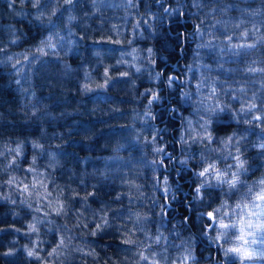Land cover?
<instances>
[{
	"label": "trees",
	"instance_id": "16d2710c",
	"mask_svg": "<svg viewBox=\"0 0 264 264\" xmlns=\"http://www.w3.org/2000/svg\"><path fill=\"white\" fill-rule=\"evenodd\" d=\"M100 1L104 3L83 0L78 4L79 1L74 0L72 5H68L64 0H42L45 6L37 9L33 7L34 0H0V46L8 44L10 51L22 52L29 47L35 49L41 39L52 36L58 53L44 56L43 64L39 60L34 65L25 62L24 72L20 76L13 72L10 65L0 64V113H4L0 118V139L15 135L21 139L31 137L42 144H51V151L59 162L55 168L57 182L62 185L72 183L83 193L81 172L119 166L115 160H105V157L131 153L140 159L141 150H133L127 139L121 138L128 137V132H120V129H128L132 124L137 128L154 125L159 133L157 142L164 145L168 155L178 158L182 154V145L174 133L182 124L183 116L185 118V114L191 112L192 115L203 113L197 107V98L194 100L196 92L189 101L182 96V91L191 84L190 78H203L209 84L197 93L201 99L208 95L213 83L221 90L218 99L225 103L231 101V109L217 113L209 131L221 148L218 157L226 156L233 150V143L244 138L240 149L243 158L248 161V171L242 174L241 179L246 186L235 194L229 193L226 185L224 191L219 188L207 190L204 194L206 202L197 206L192 202L193 188L190 187L196 180L193 172L198 169L197 163L191 160L185 168L178 159L169 163L168 155L162 153L161 159L166 166H158L157 177L163 181V177L168 176L171 188L168 195L171 197L174 194L175 199L170 200L165 222L149 224V228L155 234L157 227H160L168 237L165 243L171 245L168 249L170 253L177 248L182 249L183 254L190 251L192 258L188 264H215L214 252L218 246L209 237H213L217 231L206 227L211 221L202 213L219 207L222 201L227 200L229 207L226 209L232 210L231 221H234L250 210L243 205H251L255 194L260 191L258 182L264 177V150L257 147L264 141V123L253 121L244 124L242 121L250 119L253 113L245 115L238 111L241 102L250 100L253 94L257 98L258 108L260 100L264 98V72L258 71L264 69V41L260 39L264 37V0H202V7H194L193 0H132L131 7L122 5L118 0H113L112 5L105 2L109 0ZM165 8L172 11L165 13ZM53 9L56 11L53 12ZM37 16H40L39 20ZM69 16L74 19L69 20ZM245 32L248 35H242ZM229 36L232 45L254 47H225L228 44L226 37ZM14 37H19V40L12 44L10 40ZM117 40L121 43L110 42ZM129 40L133 43L129 44ZM126 41L127 51L137 49L134 54L144 52L146 57V49L151 48L154 63L146 60L141 63L135 61V64L117 63ZM208 41H212V48L197 47ZM136 68L142 71L138 73ZM250 68L257 71H249ZM105 69L112 77L107 85L104 84ZM122 72L129 75L122 77ZM157 72L162 73L161 78H154ZM171 74H176L179 81L169 87L167 78ZM84 84L92 91H85ZM154 87L162 98L163 107L161 102H155L151 109L155 119L145 118L142 122L134 117L144 113L149 95L145 89ZM189 87L193 88V83ZM23 89L28 91L24 92ZM240 90H244L245 94H241ZM28 101H31V105L25 109L29 113L25 116L19 109ZM173 108L176 110L172 111ZM9 121L16 127L13 128ZM113 128L117 129L115 135L111 133ZM228 137L235 139L226 148L222 141ZM117 139L122 145L118 151ZM23 150L30 157L33 153L31 143ZM192 151L199 155L197 145H192ZM43 159L47 160L48 157ZM90 160L96 163H90ZM0 162L2 166L5 163L2 157ZM26 162L30 164V158ZM223 162L224 159L217 160L218 167L223 168ZM144 171L149 173L150 169L146 167ZM16 174L22 179L25 176L34 179V174L26 168ZM0 177L6 180L8 173L0 172ZM85 183H89L87 178ZM102 184L103 187L98 184L91 189L95 195L89 197V203L96 208L100 207L102 200L114 199L116 193L122 191L112 177L103 180ZM247 185L253 186L250 195L247 194ZM49 186L51 188V184ZM12 189H17V185H0V194L6 197L0 198V264H28L26 254L14 241L26 242L22 232L16 229L27 226L25 221L31 218L33 211L28 204L19 203L24 199L21 190ZM28 195L25 193V196ZM156 195L163 204V189L157 191ZM78 201L79 198L76 207L79 206ZM29 202L35 207V201L30 197ZM124 202L127 203V198ZM237 204L241 205L240 209H236ZM14 212L19 215H14ZM234 234V229H231L228 242L238 241ZM49 239L56 243L59 237L53 239L50 236ZM256 241L249 250L258 253L261 250L258 237ZM98 243L109 247L113 244L111 240H98ZM115 244L120 245V241L116 240ZM11 248L17 251L12 255H3ZM96 250L104 255L103 249L97 247ZM110 254L116 259L114 252ZM218 264L224 262L220 260ZM235 264H241L239 257L235 258ZM246 264H264V258L255 256Z\"/></svg>",
	"mask_w": 264,
	"mask_h": 264
},
{
	"label": "clouds",
	"instance_id": "9594fccd",
	"mask_svg": "<svg viewBox=\"0 0 264 264\" xmlns=\"http://www.w3.org/2000/svg\"><path fill=\"white\" fill-rule=\"evenodd\" d=\"M18 40L19 37H14L10 40V43L15 44ZM49 55H58V53L54 49L49 50L47 55H41L37 52V47L35 49L29 47L22 52H12L9 50L8 44L0 46V61L4 62L0 64L6 63L10 65L17 76H20L24 72L25 62L28 65H34L39 60L43 64L45 62L42 58ZM32 56H35L36 59H25V57ZM145 59L149 63H154L155 57L149 54ZM17 61H19L18 64ZM117 63H124V61L120 59L117 60ZM29 71H31V68ZM151 91L157 93L155 87ZM220 95L221 90L218 89L217 96ZM256 100L257 98L253 94L250 100L241 102L238 111L242 107H246L249 103H256ZM158 101L161 102L163 107L162 98ZM220 101L224 102L223 100ZM227 104L228 110L231 109V101L227 102ZM30 105L31 101L26 102L19 111L24 112L25 116H28L29 113L25 109H29ZM152 105H149L147 102L143 115L134 118L140 119L142 122L145 121V118H152L154 120L155 117H153L151 110ZM259 108L262 110L253 111L251 118L244 119L242 122L244 124H251L254 117L264 115V105L260 104ZM171 110L175 111L176 109L173 108ZM148 112L151 113V116L145 115ZM3 116L4 113H0V118H3ZM195 116L197 117L196 124L202 122L204 119H208V115L204 112L203 114L196 112ZM188 121L193 123L191 119ZM9 124L13 128L16 127V124L11 121H9ZM124 131L128 132V137L121 138L127 139L129 147L133 150L137 148L141 150L140 159L138 160L131 153L127 156L120 154L105 157V160H115L119 166L116 168H93L91 171L85 169V171L80 173V183L85 189L83 193L78 191L72 183L62 185L57 182L55 168L59 162L55 159V153L51 151V144H42L38 140L31 139V137L21 139L15 135L0 139V157L5 162L0 167V172L8 173L6 180L0 177V185L6 184L11 186L8 181L12 179L16 182V185L27 184L30 187V194L27 193L29 194L28 196H25V193L21 192V196L24 199L19 201V203L23 201V204L31 205L30 208L33 211V215L29 220L25 221L26 228L16 229L17 232H22L26 238V242L20 245V248L26 254L25 259L28 264H32L33 261L35 264H73V262L75 264H146L141 259V252L153 261V264H183V258L185 256L183 250L177 248L174 253H170L168 249L171 245H166L165 243L168 237L160 230V227H157L155 234L149 228V224L155 223L160 225L162 222H165L164 216L160 214L161 204L156 193L166 185L169 186V179L167 182H164L157 177L158 166H162L159 163L162 153L156 151V149L163 148L165 152L167 150L163 144L153 139L154 136H158L159 134L154 125H147V128L144 126L137 128L132 124L128 129H120V132ZM160 131H167V129H160ZM183 131L184 129H182ZM219 131H223V129ZM111 133L115 135L117 129H111ZM88 139H91V137H88ZM185 140H188L187 135L185 136ZM243 141L244 138L241 137L239 141L234 142L233 150L230 152L233 155L238 153L241 159L247 164L248 161L243 158V153L240 149V144ZM29 142L33 149L30 157L27 156L24 150L22 154L18 156L14 155L18 144H23L24 148ZM34 144L40 145L41 147H33ZM193 144L199 147V155L193 153ZM59 146V144L56 145L57 148ZM121 146L120 140L117 139V151ZM10 149L12 150L11 152L9 151ZM181 152L182 154L178 158L174 157L173 160L178 159L179 163L183 160H195L198 165V169L193 172L196 180L190 187L193 188V194L191 195L192 202L200 206L201 198L203 203H205L207 197L203 192L197 193L196 191L197 186L202 182L196 173L205 166L209 159L218 157V154L221 153V148L217 146L215 139H205L203 141L197 140L195 143L189 141L188 143L182 144ZM45 156L48 157L47 160L43 159ZM22 157L25 159H22ZM202 157L205 158L204 163L201 162ZM28 158L31 160L30 164L26 162ZM13 160L16 161L15 164L12 163ZM89 162L96 163V161L92 160ZM232 163V159H226L222 167H227V165ZM29 167L34 168L35 173L43 174L44 184H51V188L48 189V200L52 202L51 206L44 200L45 190L43 187H32L33 180L27 176L22 179L20 175L16 174V172L22 171L24 168L28 169ZM146 167L150 169L149 173L144 171ZM29 173L35 174L33 172ZM110 177L114 178L115 182L122 187V191L117 192L114 199L102 200L99 208L93 207L89 203V197L95 195L91 189H95L98 184L103 187L102 181ZM85 178H87L89 183H85ZM16 190L12 189V191ZM89 193H94V195L89 196ZM187 195L188 193L186 192L185 196ZM29 197L35 201V207L29 202ZM0 198L6 197L0 194ZM77 198H79L78 207L75 206ZM125 198H127V203L124 202ZM58 199L64 203V210L60 213L52 210L56 206ZM12 202L17 203V201ZM13 214L19 215V213L15 212ZM137 214L143 218L139 224L136 223ZM32 225H35V230H32ZM98 225L99 227H97ZM173 228L175 229V225H173ZM158 235L161 236V239L157 242L156 237ZM50 236L53 239L58 236L59 239L56 243H53L52 239H49ZM93 238H98V240H111L113 244L109 247L104 244H99L98 240H94ZM61 239L63 243H61ZM116 240L120 241V245L115 244ZM125 240H131L132 243H125ZM14 242L19 244V241ZM94 244L96 245L95 247L93 246ZM97 247L103 249L104 255H101L96 250ZM53 249H57V251L53 253ZM16 251L17 249L11 248L3 253V255H12ZM29 251H32L33 255H28ZM113 252L116 259H113L110 254ZM49 253L53 254L49 255Z\"/></svg>",
	"mask_w": 264,
	"mask_h": 264
},
{
	"label": "snow or ice",
	"instance_id": "6c2138e0",
	"mask_svg": "<svg viewBox=\"0 0 264 264\" xmlns=\"http://www.w3.org/2000/svg\"><path fill=\"white\" fill-rule=\"evenodd\" d=\"M74 0H64L65 4L72 5ZM159 2V0H157ZM93 3H95V0H93ZM128 5L129 7L133 6L132 5V0H128ZM45 6V3H42V0H34L33 7L39 9ZM193 6L194 7H202V0H193ZM55 12L56 9H53ZM171 8H165L164 12L169 13L171 12ZM42 15V13H41ZM37 20L40 19V16L36 17ZM69 20L74 19V17L69 16ZM219 23V22H217ZM139 27V25H137ZM242 35H248L247 32L242 33ZM201 36H203V33H201ZM52 36H48L44 39H41L39 41V46L37 47V52H39L41 55H47L49 50H54L57 48V44L52 42ZM228 44L225 45V47L236 49H244V48H252L254 45H232L231 44V37H226ZM261 41H264V37L260 38ZM112 43H121V41H110ZM99 43V42H98ZM129 44H132L133 41L129 40ZM212 41H208L205 44L198 45L197 47H204V48H212ZM137 49L133 48L132 53H129V55H132L133 53H136ZM147 52L149 54L152 53V49L148 48ZM233 54H237L233 52ZM99 55V53H97ZM135 58V57H134ZM11 59V58H9ZM26 60L28 59H36L35 56L32 57H25ZM0 63H4L0 61ZM19 61H17V64ZM6 64V63H5ZM191 67V66H190ZM207 68V66H205ZM136 71L139 73L142 71L141 68H136ZM249 71H257V69H249ZM258 71L264 72V69H259ZM86 75H88L86 73ZM104 75L106 77L104 84L107 85L109 82L112 80V77L108 75V69H105ZM122 77H127L129 75L128 72H122L120 73ZM162 73H155L154 78H161ZM176 77L170 75L167 80H168V86L172 87L173 84L176 81ZM203 81V78H202ZM20 81H17V84H19ZM97 87H104V85H98ZM204 83H200L198 85L199 88H203ZM83 89L85 91H92L91 88L87 84L83 85ZM22 91L27 92V89H23ZM146 92L150 93V98L148 99V104H154L157 102L161 97L158 95L156 92L151 91V89H145ZM218 88L212 87L211 90L209 91L207 96H204L200 99V101L197 104L198 109H203V112L208 115V119H204L202 122H198L197 126H193V123L191 121H187V128L184 129V134L180 136L179 143L185 144L188 143L189 141L195 143L197 140L203 141V140H213L214 137L212 133L209 131V126L213 122V118L217 113L224 112L225 110H228V104L225 102H222L218 99L217 96ZM144 93H141L143 95ZM182 96L185 99H188L190 101V94L187 92L182 93ZM232 99H236V97H232ZM212 101L211 104L208 102ZM260 104L264 105V98L260 100ZM262 109L258 108V105L256 103H249L246 107H242L239 111L241 113H244L245 115H250L253 111H261ZM145 115L151 116V113L148 112ZM235 118V117H233ZM253 121H261L264 123V115H258L253 118ZM252 121V122H253ZM251 122V123H252ZM188 136V140H185V136ZM158 136H154L153 139L157 140ZM234 137H228L227 140L222 141L224 144V147H228L231 142L234 140ZM33 147L39 148L41 147L40 145L34 144ZM260 149L264 150V141H262L259 145H257ZM10 152L12 151L11 149L9 150ZM156 151L161 152L165 155H168L163 148H158ZM215 151V150H213ZM23 152V144H18L16 146V149L14 151V155H20ZM174 159L173 156L168 155V162L172 161ZM205 158H201V162L204 163ZM219 159H232L233 163L227 165V167L221 168L218 167L216 161ZM13 164L16 163L15 160L12 161ZM157 163V162H153ZM162 166L165 165V161L161 159L159 162ZM189 161L188 160H183L180 161V164L183 165L185 168L188 166ZM246 162L241 159L240 155L237 153L236 155H233L232 152H228L226 156L223 157H216L215 159H209L208 162L205 164V166L198 172L196 173L200 178H202V182L197 186V193L203 192L206 194L207 190H211L213 188H219L221 191H224V186H227L228 192L235 194L236 191H239L242 186H246V182L241 179V176L243 173L248 171V168L246 166ZM0 167H2V162H0ZM29 172L35 173V169L29 167L27 169ZM210 178V179H209ZM168 177L164 176L163 181L167 182ZM10 185L16 184V182L12 179L8 181ZM259 186H260V191L257 192L254 196V200L251 203V205L244 204L243 207L245 209H249L244 215L240 216L239 220V231L240 235L237 237V240L240 241L239 246L235 247H223V254L224 257L228 260V264H235V258L239 257L241 264H246L247 261L253 260L255 256H259L261 258H264V177H262L259 180ZM43 187L45 190V196L44 200L45 202L49 203L51 206V201L48 200V189L49 185L43 183V174L42 173H35L34 174V179L32 183V187ZM17 189L21 190L22 193H29L30 194V187L27 184H23L22 188L20 185H17ZM164 192V197H163V204H161V215L166 216L168 215L167 212V207L165 205H169L171 199H175V195L173 194L171 197H169L168 193L171 192V188L169 186H165L163 188ZM253 192V186L247 185V194L250 195ZM89 196L94 195V193H89ZM22 203H24L22 201ZM201 205H203V200L201 198L200 201ZM30 208L31 205H28ZM228 202L227 200L222 201L221 205L217 208H213L211 211H208L206 213H202V215H206L210 223L206 225L207 228L213 229L217 231V235L214 237H209L214 243H219L221 240H224L225 243H228V237H229V231L231 229H235L237 227V223L234 221H231V214L228 211H223L224 209L228 208ZM241 205L237 204L236 209H240ZM53 211L60 213L63 212L64 210V203L62 200H57L56 201V206L52 208ZM42 211V210H41ZM142 217H140L138 214L136 216V223L139 224L142 222ZM187 219V217L185 218ZM226 220L228 222H226ZM255 221H260V222H255ZM99 227V225L97 226ZM32 230H35V225L31 226ZM206 234V233H205ZM259 238V244L261 247V250L257 253L256 251H250L249 248L252 244H256V238ZM161 239V236L156 237V241L158 242ZM125 243H132L131 240H125ZM61 243H63V240L61 239ZM57 249H53V253H55ZM53 253H49V255H52ZM28 255H33L32 251L28 252ZM141 259L146 262V264H153V261H151L143 252L140 253ZM191 252L189 251L187 255L184 256L183 258V264H187V261L191 259Z\"/></svg>",
	"mask_w": 264,
	"mask_h": 264
},
{
	"label": "rangeland",
	"instance_id": "374dc122",
	"mask_svg": "<svg viewBox=\"0 0 264 264\" xmlns=\"http://www.w3.org/2000/svg\"><path fill=\"white\" fill-rule=\"evenodd\" d=\"M79 1V3L78 4H80L81 3V1H83V0H78ZM118 1H120V3L122 4V5H126V4H128V0H118ZM90 2V1H89ZM92 2H93V0H92ZM95 4H100V3H102L103 1H100V0H95ZM105 2H108L109 3V5H112V3H113V0H109V1H105ZM104 3V2H103ZM128 50V48H127V41H126V45H125V47L123 48V50L121 51V55H120V57H121V59L124 61V62H127L126 64H135V61H140V63H141V61H144V60H146V61H148L147 59H145V53L144 52H139V53H137V54H132V55H129V53H132L130 50L129 51H127ZM127 51V52H126ZM149 56V53L147 52V49H146V57H148ZM135 57V58H134ZM139 59V60H138ZM146 63V62H145ZM188 82V79L186 80V83ZM190 82H191V84L190 85H192V83H193V88H190L189 86L190 85H187V87H185L184 89H183V91H182V93H184V92H187V93H189L190 94V98H191V96H194V94H195V92H196V96L197 97H195L194 98V100L197 98V101L195 100V102H199L200 101V98H199V96H201L200 94L198 95L197 93L199 92V91H201L202 90V88H199L198 89V85L200 84V83H204V85L205 86H207L208 84H209V82H207V83H205V79H203V81H202V78H198L197 80H193L192 78H190ZM211 88L212 87H216V85H214L213 83H211V86H210ZM204 88V87H203ZM217 88V87H216ZM147 89V88H146ZM146 92V91H145ZM239 92H241V94H245V92H244V90H240ZM148 99L150 98V93L148 92ZM236 96H238L239 97V95H236ZM237 98V97H236ZM202 111H203V109H202ZM189 112H191V111H189ZM192 113L193 112H191L190 114H185V118H184V116H183V122H182V124L181 125H179L178 127H177V129H176V132L174 133L175 134V136H177L179 139H180V136L182 135V134H184V131L182 132V129H185V128H187V121L189 120V119H191L192 121H193V126L195 127V126H197V124H196V116H195V114L194 115H192ZM203 114V113H202ZM194 145V144H193ZM167 164V163H166ZM188 167V166H187ZM163 189V188H162ZM164 193V192H163ZM168 207H169V205H167ZM225 211H228V212H230V214L231 215H233V212H232V210L231 209H226ZM244 215V214H243ZM239 220H240V217H238V218H235L234 219V222H236L237 223V227L234 229V232H235V234L233 235V236H235V238H237L239 235H240V231H239V227H240V224H239ZM227 221V220H226ZM23 228H26V226H24ZM22 235H23V233H22ZM217 235V232L215 233V234H213V237L214 236H216ZM24 236V235H23ZM24 238V237H23ZM25 239V238H24ZM14 240H16V238L14 237ZM17 240H19L18 239V237H17ZM212 241V240H211ZM213 242V241H212ZM240 241H236V240H234V241H232V242H228V243H225L224 242V240H221L219 243H216L215 244V246L217 245L218 247H216V249H215V252H214V259H215V264H218V261L220 262V260L221 261H223L224 262V264H227V262H228V260L224 257V254H223V249H222V247H221V245H223V247H235V246H239L240 245ZM20 245H22V242H21V240L19 241V246ZM216 254H218V255H216ZM184 255H187L186 253H184ZM217 259V260H216Z\"/></svg>",
	"mask_w": 264,
	"mask_h": 264
},
{
	"label": "water",
	"instance_id": "95a60500",
	"mask_svg": "<svg viewBox=\"0 0 264 264\" xmlns=\"http://www.w3.org/2000/svg\"><path fill=\"white\" fill-rule=\"evenodd\" d=\"M172 76H175L177 79H176V81L175 82H178L179 81V78H178V76L176 75V74H171ZM168 207V206H167Z\"/></svg>",
	"mask_w": 264,
	"mask_h": 264
}]
</instances>
